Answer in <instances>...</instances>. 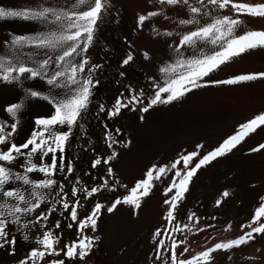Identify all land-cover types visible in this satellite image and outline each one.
<instances>
[{"label": "snow or ice", "instance_id": "1", "mask_svg": "<svg viewBox=\"0 0 264 264\" xmlns=\"http://www.w3.org/2000/svg\"><path fill=\"white\" fill-rule=\"evenodd\" d=\"M118 15L110 0H31L23 6H0V21L33 26L0 36V87L17 90L12 101L0 103V253L12 258V264H88L102 240L96 233L103 212L127 205L135 217L143 198L163 184L159 226L150 232L145 264H232L234 250L250 242L254 254L247 264H264V244L255 247L257 239L264 241V195L250 220L239 225L241 234L195 253L189 236L214 229L209 220L217 217L183 207L198 170L232 152L250 133L264 130V110L239 123L210 150L196 143L167 163L150 164L131 185L115 179L111 164L119 158L118 148L131 143L119 124L125 113L143 123L154 106L179 101L194 90L264 79V70L213 78L241 55L264 49V30L235 34L244 22L241 17L264 19V0H146L132 32H142L152 18H162L173 28H152L169 54L158 74L144 76L145 83L129 79L138 50L127 36L119 49L100 40L104 21L118 22ZM97 45L103 56L94 55ZM139 54L145 61L150 58L147 51ZM105 69L113 70L118 85L110 100L97 95ZM37 100L46 111L33 114L25 130L22 113ZM78 141L81 151L74 156L71 149ZM260 150L264 142L248 149ZM84 156L86 167H80ZM121 188L123 193L117 191ZM229 196L228 187L222 186L213 206L221 207ZM230 226L228 222L223 230ZM66 229L70 236H65Z\"/></svg>", "mask_w": 264, "mask_h": 264}, {"label": "rangeland", "instance_id": "2", "mask_svg": "<svg viewBox=\"0 0 264 264\" xmlns=\"http://www.w3.org/2000/svg\"><path fill=\"white\" fill-rule=\"evenodd\" d=\"M30 2L31 0H0V6H23ZM110 2L114 1L110 0ZM114 5L115 9L119 12V15L116 17V21L118 22H113L111 18L106 19L99 30L100 40L101 42H107V45L110 47L119 49L121 47V38L127 36L133 42L135 49L138 50L135 63L129 70V79L134 84L137 81L145 83L144 76L146 74H158L157 69L160 66V62L168 56L169 49L163 44L153 43V40H148V38L141 33H133L132 29L134 26H132L131 21L124 14L121 8L122 6H118L115 2ZM32 27V25L19 21H0V36H3L9 31L17 33L28 31ZM99 48L100 45H97V47L93 49V53L94 55L103 56V52L99 51ZM143 51L148 52L150 57L149 60L145 61L143 55L139 54ZM0 54H2V50H0ZM254 64H258V66ZM263 65L264 63L260 61L254 63L250 62L249 65L240 69L229 66L227 63L213 75V78L224 79L235 74H244L253 70H264V68L261 67ZM112 71V69H105L102 84L97 90V95L102 99L106 98L110 100L118 87L112 78ZM260 80L263 79L241 82L235 85L209 86L194 90L187 93L179 101L167 105L158 104L154 106L153 109L144 114L145 119L143 123L136 119L132 113H125V116L120 120L119 124L124 128L131 143L126 149L122 147L118 148L119 158L111 162L116 174L115 179L122 184L131 185L136 179L141 177L142 172L145 171L146 167L150 164L167 163L170 159L174 158L177 153L181 152V150H192L196 143L203 144L205 146L204 150H210L213 146H216L223 138L232 134L239 123L245 122L252 116L259 114V101L256 98L254 83ZM16 96L17 90L13 87H0V103L12 101ZM45 111L46 108L43 102L38 100L29 102L26 111L22 113V123L25 130L29 127V122L33 114H41ZM94 125L95 122L93 121V126ZM95 132L98 135L99 129L95 128ZM93 142H95L94 139ZM81 144L82 141H78L77 144L73 145L71 151L74 156L80 154ZM89 155H91L90 152ZM86 163L87 156H84L80 160V167H86ZM215 163L216 161H213L211 164L198 170L193 177L190 189L192 188V184L198 180L200 171L204 168H211ZM163 186V184H160L159 188H154L148 197L143 198L142 207L138 210V215L135 217L130 215L129 206L127 205L118 206V209L114 210L113 213L104 211L107 213L106 216L108 218L105 226H103L104 230L102 229L99 233L102 237L100 243L105 250L111 254L112 258H114L111 264H125V262L126 264H129V262L131 264L135 262L136 264H145L144 256H146L151 249V244L149 243L150 235L147 233L150 234L152 228L159 226L158 219L160 220V209L162 210L163 208L161 197ZM117 191L123 193L124 189L121 188ZM158 203H161V205ZM201 208L196 212H199V214L202 212V216L208 217L219 214L218 219L226 218V209H221L220 211L218 209V213L217 211L213 213L212 207L209 205L210 209L208 211L212 210L210 211L212 214L209 213L210 215L208 214V216H206L208 211H204V209ZM144 212L150 215L147 216ZM142 217H145L144 221ZM147 218H150V220ZM148 220L151 222L149 223ZM209 221L212 222V224L215 222V228L211 229V231L208 229L207 234L209 233L214 238V236H217L215 233L218 234L219 231L227 233V231L224 232L223 229L216 227L217 224L215 220ZM143 226H146V228L144 229ZM140 229H143L146 234L143 230L142 233ZM146 229L149 232L146 231ZM129 230H133L131 231L132 234H130L131 232H129ZM138 231H141L142 234L138 233ZM207 234H204V236ZM134 235H139V237ZM131 238H133L134 241L129 240ZM135 238H137V240ZM127 239L131 242L130 245L128 241H125ZM189 239L192 243H190V245L196 249V245L202 242H199L198 239L192 235L189 236ZM142 240L145 244H143ZM138 241L139 243H137ZM200 245L201 243L198 246L200 247ZM207 245L208 244L201 245V247ZM122 247H127L126 251L130 248L129 251L131 253L128 251V254L125 255V250H121ZM142 248L145 251L147 249L148 252H145ZM199 250H201V248ZM140 251L142 253L138 255ZM126 256H128L127 258L129 259H127ZM248 257L249 256H247L246 259ZM137 258H139L140 261Z\"/></svg>", "mask_w": 264, "mask_h": 264}, {"label": "bare ground", "instance_id": "3", "mask_svg": "<svg viewBox=\"0 0 264 264\" xmlns=\"http://www.w3.org/2000/svg\"><path fill=\"white\" fill-rule=\"evenodd\" d=\"M113 1L118 6L119 5L122 6L121 7L122 10H123L124 14L126 15V17L131 21L132 26H134V24H135L136 14L138 12H140L142 9H144L145 5H146V0H113ZM248 2H253V0H248ZM168 14L172 15L173 17L176 16L175 13H168ZM241 18L244 20V22L240 26L237 27L236 32H235L236 35L242 34L244 31H247V30H264V19L251 18V17H249V18L241 17ZM153 27H156V29L158 31H163V29L165 27H168L170 30H172L173 25L167 21H164L162 18H152L151 21L146 22V26L144 27L143 31L140 32L142 35H145L148 38V40L149 39L153 40L152 41L153 43L155 42L156 44H163L164 45V39L158 38L155 36V34L152 31ZM256 61H260V62L264 63V49H257V50L250 51L248 54H243L240 57L236 58L235 60L229 62L228 64H229V66L242 69L246 65H249L250 62L254 63ZM254 65L258 66V64H254ZM261 67L264 68V65ZM254 89L256 92V98L259 101V109H260V111H262V110H264V79L255 82L254 83ZM259 142H264V130H257L256 133H250L249 136L246 137L245 140L240 145H238L232 153H228L221 158H217L215 160L216 163L211 168H204L203 170H201L199 177H198V180H196V182L193 181L194 185L192 184V188L190 189V192L187 194V199L185 200L183 207L184 208H191L194 211H198L201 207H203L201 209H204V211H208L210 209L209 208V205H210L212 207V210H213V211L212 210H210V211H212L213 213L216 212L218 209H219V211L221 209H224V210L226 209V211H227V215L225 214L226 218L218 219L219 214H217L218 216L216 215L217 219H218V220L217 219L215 220L216 224H217L216 227L223 229L224 225L228 224V222H231V226L228 229L227 233H222L219 231L220 233L219 232H218V234L215 233L217 236L216 237L214 236L213 240H210V241L207 240V237L211 236L209 233L207 234L208 230H206L203 233L195 234L194 236L198 239V241L199 242L202 241V242H200L201 245H206V243H205L206 241H207V244H209V243H212L214 241L224 240L226 238H234L236 235L241 234V229L239 228V225L242 223H247V221L250 220L251 215L254 212V208L256 206H258L259 196L264 195V150H260V151L255 152V153H250L248 151V149L250 147H255L257 145V143H259ZM225 185L228 187V190L230 192V196H229V198L226 199L225 202H223L221 207L216 208L213 206V202H212L213 197L217 194V191L221 190L222 186H225ZM153 195H155V194H153ZM158 196H160V195H158ZM153 202H154V200H153ZM158 204L161 205V203H158ZM160 211H161V209H160ZM210 211H208L206 213L207 215L206 214L205 215L208 216ZM144 213L146 214L147 212H144ZM144 213H142V214H144ZM149 213H151V212L149 211ZM217 213H218V211H217ZM210 214H212V213H210ZM222 214H224V213H222ZM106 215H107V213L103 212V215L98 218V229L99 230H98V233H96L98 235L102 231L103 226H105V224H106V221L108 218ZM148 215H150V214H148ZM151 215H152V213H151ZM160 215H161V213H160ZM143 216H145V215H143ZM220 216H221V214H220ZM208 217H211V216H208ZM142 218H144L143 219V221H144L145 217H142ZM151 218H152V216H151ZM147 219L150 220V218H147ZM149 220H148V222H149ZM153 221H155V220H153ZM148 222H147V224H148ZM158 222H159V219H158ZM152 223H154V222H152ZM210 223H212V222H210ZM213 223L215 225V222H213ZM145 228H146V226L144 227V229ZM152 229H151V231H152ZM140 230L142 231L143 229H140ZM131 231H133V230H131ZM131 231L129 230V232H131ZM141 231H138V233H141ZM143 231H142V233H143ZM146 231H148V230L146 229ZM210 231H211V229H210ZM138 233L136 232L135 234H138ZM144 233L146 234L145 231H144ZM64 234H65V236H70L71 232L66 229ZM89 234L91 235L92 233H89ZM130 234H132V232ZM147 234L150 235L149 233H147ZM204 234H207V235L204 236ZM139 235L138 236L134 235V236L139 237ZM134 236H133V238H134ZM126 238H129V237H126ZM133 238H131L129 240L134 241ZM144 238H145V236H144ZM135 239L137 240V238H135ZM138 239H140V238H138ZM125 241H128V239ZM142 242H143V240H142ZM130 243L131 242H129V245H130ZM134 243L136 245H138L137 243H139V241L137 243L136 242H134ZM200 243H198L196 245L197 249L193 248V246L189 245V247L193 251V253H195L196 251H198L201 248V245H200V247L198 246ZM143 244H145V243L143 242ZM143 244H141V245H143ZM262 244H264V241H260L259 239H257V241L255 242V247L261 246ZM136 245H134V246H136ZM141 247H143V246H141ZM122 249L126 251L127 247H122L121 250ZM129 250H130V248L126 252L124 251V254L126 253L125 255H127L128 254L127 252ZM146 251H147V249H146ZM141 253L142 252L140 251V253L138 255H141ZM253 254H254V247L251 245V243L249 246H242L241 249L234 250V259L232 261V264H247L246 257L247 256L250 257ZM20 255L21 256L23 255V249L22 248L20 249ZM128 256H126V258ZM133 257H135V256H133ZM140 257H142V256H140ZM112 259H114V258H112L111 254H109L105 250V248L102 246V244L99 242L97 249L95 250L94 254L91 255V257H90L88 264H111ZM127 259H129V258H127ZM137 259H139V258H137ZM135 260H136V258H135ZM219 260H220V256H217V261L219 262ZM139 261H140V259H139ZM0 264H12V258L4 255L3 253H0ZM125 264H126V262H125ZM129 264H131V263L129 262ZM134 264H136V262Z\"/></svg>", "mask_w": 264, "mask_h": 264}]
</instances>
